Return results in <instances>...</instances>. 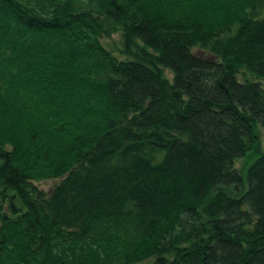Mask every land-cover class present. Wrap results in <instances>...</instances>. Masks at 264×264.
I'll use <instances>...</instances> for the list:
<instances>
[{
    "label": "trees",
    "instance_id": "trees-1",
    "mask_svg": "<svg viewBox=\"0 0 264 264\" xmlns=\"http://www.w3.org/2000/svg\"><path fill=\"white\" fill-rule=\"evenodd\" d=\"M263 10L0 0V264H264Z\"/></svg>",
    "mask_w": 264,
    "mask_h": 264
},
{
    "label": "rangeland",
    "instance_id": "rangeland-1",
    "mask_svg": "<svg viewBox=\"0 0 264 264\" xmlns=\"http://www.w3.org/2000/svg\"><path fill=\"white\" fill-rule=\"evenodd\" d=\"M264 16V10L262 12ZM104 45L113 50L118 51L121 48V38L118 34H114L111 38L103 39ZM264 84V83H263ZM257 139L254 141L252 148L241 158L237 159L234 167L240 172L243 177L244 185L246 184L247 170L257 157L264 153V129L261 125L256 128ZM58 180H48L37 182L36 185L46 192H49Z\"/></svg>",
    "mask_w": 264,
    "mask_h": 264
}]
</instances>
